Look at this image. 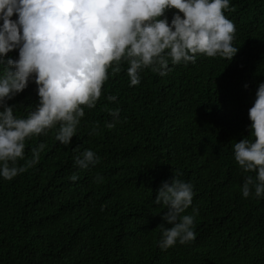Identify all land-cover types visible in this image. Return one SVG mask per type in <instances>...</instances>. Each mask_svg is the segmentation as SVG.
<instances>
[{"label": "trees", "instance_id": "trees-1", "mask_svg": "<svg viewBox=\"0 0 264 264\" xmlns=\"http://www.w3.org/2000/svg\"><path fill=\"white\" fill-rule=\"evenodd\" d=\"M223 14L236 29L231 60L169 61L166 76L145 68L134 86L126 63L119 73L110 68L69 145L55 139L58 125L26 140L17 161L26 170L0 178V264H264V198L242 197L255 173L242 171L232 148L249 135L248 110L264 82V0H230ZM38 102L30 82L7 103L26 117ZM116 108L119 121L108 129ZM41 143L38 163L27 166ZM86 149L100 159L80 169L74 157ZM177 172L193 185L184 214L194 215L195 239L161 250L166 209L153 201Z\"/></svg>", "mask_w": 264, "mask_h": 264}, {"label": "clouds", "instance_id": "clouds-1", "mask_svg": "<svg viewBox=\"0 0 264 264\" xmlns=\"http://www.w3.org/2000/svg\"><path fill=\"white\" fill-rule=\"evenodd\" d=\"M229 4L230 0H0V178L11 180L26 170L17 161L24 159L25 142L33 136L46 135L58 125L55 139L69 145L85 115L82 106H96L110 68L119 73L126 63L129 86H134L145 68L166 76L169 61L195 63L197 54L231 60L239 48L232 44V18L223 14ZM173 9L169 22L165 13ZM14 50L16 59L8 55ZM30 82L36 84L39 102L26 117H17L16 105L7 102ZM255 95L248 110L251 139L246 136L232 146L242 171L255 173L244 179L243 198H264V82ZM107 98L117 100L114 95ZM109 115L112 120L105 127L112 129L120 110H110ZM97 131L93 126L90 134ZM44 147L41 143L32 149L27 166L38 163ZM99 159L86 149L74 157V164L88 169ZM179 175L163 181L153 201L166 209L162 220L171 225H158L161 250L195 239L194 215L184 214L192 204L193 185ZM102 179L97 177V182Z\"/></svg>", "mask_w": 264, "mask_h": 264}]
</instances>
